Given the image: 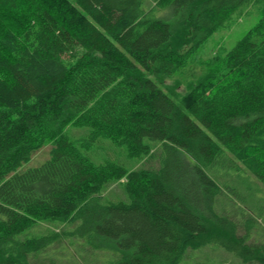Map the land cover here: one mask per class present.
Wrapping results in <instances>:
<instances>
[{
	"label": "trees",
	"instance_id": "16d2710c",
	"mask_svg": "<svg viewBox=\"0 0 264 264\" xmlns=\"http://www.w3.org/2000/svg\"><path fill=\"white\" fill-rule=\"evenodd\" d=\"M257 180L264 0H0V264H264Z\"/></svg>",
	"mask_w": 264,
	"mask_h": 264
},
{
	"label": "rangeland",
	"instance_id": "374dc122",
	"mask_svg": "<svg viewBox=\"0 0 264 264\" xmlns=\"http://www.w3.org/2000/svg\"><path fill=\"white\" fill-rule=\"evenodd\" d=\"M150 3H147V7L150 6ZM259 19L257 13L252 14L251 16L242 18L234 27L230 29L220 30L211 36L205 46L202 49V52L206 55L213 54L216 52V49L221 48L224 45L227 49L232 48L236 42L243 37V35L256 24ZM77 157L79 154L75 151ZM50 157L49 147H45L40 150L33 159L28 163V166H39L44 163ZM258 184L264 188V185L257 180ZM254 184V185H258ZM69 250V249H68ZM209 253V252H208ZM203 254V253H202ZM207 254V253H205ZM65 258L67 257L65 253Z\"/></svg>",
	"mask_w": 264,
	"mask_h": 264
},
{
	"label": "crops",
	"instance_id": "0c3cea01",
	"mask_svg": "<svg viewBox=\"0 0 264 264\" xmlns=\"http://www.w3.org/2000/svg\"><path fill=\"white\" fill-rule=\"evenodd\" d=\"M192 264H194V263H192Z\"/></svg>",
	"mask_w": 264,
	"mask_h": 264
}]
</instances>
